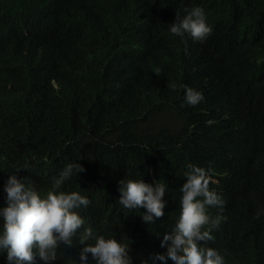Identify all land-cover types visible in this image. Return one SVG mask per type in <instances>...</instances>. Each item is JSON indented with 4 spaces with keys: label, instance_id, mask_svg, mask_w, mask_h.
Returning <instances> with one entry per match:
<instances>
[{
    "label": "trees",
    "instance_id": "obj_1",
    "mask_svg": "<svg viewBox=\"0 0 264 264\" xmlns=\"http://www.w3.org/2000/svg\"><path fill=\"white\" fill-rule=\"evenodd\" d=\"M194 6L213 28L203 43L168 31ZM185 86L204 100L182 106ZM75 161L63 190L89 198L85 227L127 238L134 264L164 251L187 163L212 168L224 201L209 246L264 264V0H0V188L28 164L17 174L46 191ZM124 178L166 183L165 215L123 209ZM81 247L51 264H78Z\"/></svg>",
    "mask_w": 264,
    "mask_h": 264
},
{
    "label": "clouds",
    "instance_id": "obj_2",
    "mask_svg": "<svg viewBox=\"0 0 264 264\" xmlns=\"http://www.w3.org/2000/svg\"><path fill=\"white\" fill-rule=\"evenodd\" d=\"M168 31L182 41L190 38L203 43L213 31L207 22L203 7L194 6L176 15ZM170 87L174 90L176 85ZM204 100L202 92L185 86L183 105L196 106ZM20 169L29 170L24 164ZM18 170L8 174L0 191V255L5 264H51L57 259L61 245L72 246L78 237V264H134L131 242L116 235H97L91 227H85V219L79 210L87 208L91 201L78 191H65V183L85 171L78 163L66 164L58 175L52 177L50 187L41 191L34 184L21 178ZM212 168L193 163L185 165L183 183L179 188V214L170 231L162 235L160 248L163 252L140 259V264H225L221 252L209 246L214 240L213 230L226 219L220 214L211 216L210 208L222 209L224 201L213 189ZM117 203L128 212H140L142 222L153 225L165 215L168 185L139 179H122L118 182Z\"/></svg>",
    "mask_w": 264,
    "mask_h": 264
}]
</instances>
